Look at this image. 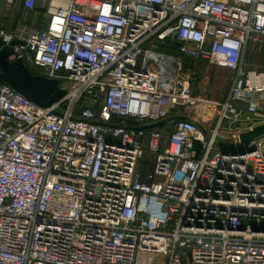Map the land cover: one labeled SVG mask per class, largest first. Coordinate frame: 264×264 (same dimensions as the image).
<instances>
[{
  "label": "built area",
  "instance_id": "1",
  "mask_svg": "<svg viewBox=\"0 0 264 264\" xmlns=\"http://www.w3.org/2000/svg\"><path fill=\"white\" fill-rule=\"evenodd\" d=\"M4 1L44 5L24 60L66 92L43 108L0 85V264H264V137L224 128L264 123V72L245 71L264 0ZM184 58L231 71L224 101L193 95ZM176 108L196 118L138 129Z\"/></svg>",
  "mask_w": 264,
  "mask_h": 264
},
{
  "label": "water",
  "instance_id": "2",
  "mask_svg": "<svg viewBox=\"0 0 264 264\" xmlns=\"http://www.w3.org/2000/svg\"><path fill=\"white\" fill-rule=\"evenodd\" d=\"M24 47L26 42L23 39L0 32V79L35 104L48 108L61 99L66 91L60 87L58 80L35 75L30 71L24 60ZM159 123L161 121L138 129H150ZM262 137L264 123L240 132L235 137V142L249 144Z\"/></svg>",
  "mask_w": 264,
  "mask_h": 264
},
{
  "label": "crops",
  "instance_id": "3",
  "mask_svg": "<svg viewBox=\"0 0 264 264\" xmlns=\"http://www.w3.org/2000/svg\"><path fill=\"white\" fill-rule=\"evenodd\" d=\"M0 5L2 6V7H0V20L6 19L7 17H13V16H11V14L13 12H15V18H16L17 22H19V24L16 27V31L12 32L11 34H7L10 32H7L6 28L0 25V32L3 33L4 35H11V36H16V37H25L31 33H34L36 31L43 30L46 28L47 21H48V15L46 13L44 5L41 2L38 3V5L36 6V8L33 11L25 10L20 4L8 5L7 3H5L4 0H0ZM260 38L262 39L264 37H260ZM258 40H259V38L257 37L256 40L251 41V43L249 44V48H248L247 56H246L245 71H248V70L262 71V70H258V69H254V68H249V65H248V62H250V60H251V59H249L250 53H251L249 51L250 47L254 48L257 44L255 42ZM192 60H194L195 69L198 70L202 74L201 78L194 80L192 83L193 95L196 97H199V96H201L199 93V88L201 87V84H202L201 80L205 78L204 70H202V69H204L205 67L217 68L218 66L208 64L206 61H203V60H196V59H192ZM218 68H222V67H218ZM262 72H264V71H262ZM207 81L209 82L210 79H208ZM230 84H231V82L228 83V90H229ZM228 90H227V92H228ZM227 92H225L220 98H217V100H213V101H224L226 99ZM260 100H261V98L259 97V95L255 96L253 99L254 102H258V103ZM250 104H251V101L246 100V99L238 100V101L234 102L232 104V106H233V108H235L237 110V112H239V115L237 117H240V119H244L243 117H247V114H248L247 111L249 109ZM175 110L176 111L174 112V114H172L170 116L169 119L163 120L157 126L153 127V128H157L155 131H160V129L158 130V126L160 124H163L165 122L170 123L165 127L164 130H161L163 137H165V138L172 133V131L174 129V123L176 122L177 117H188V118H193V119L196 118L194 110L193 111L187 110L186 111L187 113H183V109H180V108H176ZM247 125H248L247 122H237L236 124H232L231 122H227V123H225L224 128L226 131L229 132V134L230 133L232 134V133L241 132L244 128L245 129L247 128L246 127ZM150 129H152V128H150ZM224 136H226V135H224ZM150 169L152 170V166L150 167ZM139 172L141 173L142 178L144 180H146L148 172L145 174L142 171H139ZM157 261H158V258H156L152 264H155Z\"/></svg>",
  "mask_w": 264,
  "mask_h": 264
},
{
  "label": "rangeland",
  "instance_id": "4",
  "mask_svg": "<svg viewBox=\"0 0 264 264\" xmlns=\"http://www.w3.org/2000/svg\"><path fill=\"white\" fill-rule=\"evenodd\" d=\"M0 7H2L0 5ZM13 17H7L6 19L0 20V25L5 27L7 34H11L16 31V27L19 24L15 18V12L11 14ZM19 19V18H18ZM256 46L254 48L250 47V62H248L249 68H254L258 70L264 71V38H260L256 41ZM252 50V51H251ZM205 78L201 80L202 84L199 88V93L202 99L204 100H217L220 98L225 92L228 90V83L231 78V71L225 70V68H209L205 67L204 69ZM210 79L208 82L207 80ZM196 112V111H195ZM183 113H187L186 109L183 108ZM200 120H203V117H198ZM204 123V122H203ZM214 124V122H212ZM222 137V136H221ZM223 143L226 144V147H230L232 145V138L230 136H226L223 138H219L217 140V146H224ZM146 161L149 159L153 161L155 159L151 154H146ZM148 173L151 172V169H148ZM146 172V173H147ZM145 174V173H144ZM164 258L158 257V261L155 264H164Z\"/></svg>",
  "mask_w": 264,
  "mask_h": 264
},
{
  "label": "trees",
  "instance_id": "5",
  "mask_svg": "<svg viewBox=\"0 0 264 264\" xmlns=\"http://www.w3.org/2000/svg\"><path fill=\"white\" fill-rule=\"evenodd\" d=\"M160 47H161L162 49L164 48V50H166V51H168V52H170V53L178 54V45H177L176 43H173L172 41H171V42L168 41V42H167V45H163V44H161ZM184 64H185V67H186V68H190V69H192V70L195 72V78H194V80L201 78V75H202V74H201L198 70L195 69V66H194V65H195V64H194V60L189 59V58H184ZM31 72H32L33 74H35L34 71L31 70ZM1 84H6V83L0 79V85H1ZM84 103H85L84 101H81V102L77 105V109H81L82 106L84 105ZM88 104H89V103H88ZM175 111H176V110H174L172 114H174ZM122 123H125V124H131V125H140L139 122L130 121V120H129V121L122 120ZM168 124H170V123L165 122V123H163V124H160V125L158 126V130H159V129H160V131H161V130H164L165 127H166ZM156 129H157V128L146 129V130H147V132L150 133V132H152V131H155ZM146 154H148V153H146ZM146 154L144 155L143 159L140 161V163H139V165H138V170H139V171H142L143 173H146V172L148 171V169H150V167L152 166V162H153V161H150L149 159L146 161V158H145Z\"/></svg>",
  "mask_w": 264,
  "mask_h": 264
}]
</instances>
